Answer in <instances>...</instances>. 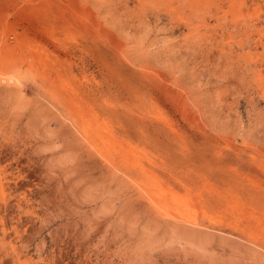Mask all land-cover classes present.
Segmentation results:
<instances>
[{
	"label": "rangeland",
	"instance_id": "obj_1",
	"mask_svg": "<svg viewBox=\"0 0 264 264\" xmlns=\"http://www.w3.org/2000/svg\"><path fill=\"white\" fill-rule=\"evenodd\" d=\"M0 264H264V0H0Z\"/></svg>",
	"mask_w": 264,
	"mask_h": 264
}]
</instances>
